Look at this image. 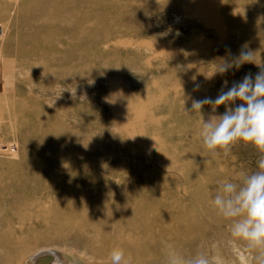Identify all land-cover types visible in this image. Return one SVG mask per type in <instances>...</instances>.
I'll use <instances>...</instances> for the list:
<instances>
[{
    "label": "rangeland",
    "instance_id": "374dc122",
    "mask_svg": "<svg viewBox=\"0 0 264 264\" xmlns=\"http://www.w3.org/2000/svg\"><path fill=\"white\" fill-rule=\"evenodd\" d=\"M242 46L254 63L218 73ZM257 65L264 0H0V264H111L115 247L166 264L169 246L249 264L211 200L259 153H208L185 108Z\"/></svg>",
    "mask_w": 264,
    "mask_h": 264
},
{
    "label": "clouds",
    "instance_id": "9594fccd",
    "mask_svg": "<svg viewBox=\"0 0 264 264\" xmlns=\"http://www.w3.org/2000/svg\"><path fill=\"white\" fill-rule=\"evenodd\" d=\"M252 54L242 46L231 61L220 57L216 64L217 72L224 74L233 67L238 69L245 63H254ZM257 66L260 70L255 76L247 73L227 90L225 81L215 98L192 99L191 107L185 108L186 112L201 116L199 136L208 153H222L227 157L239 143L251 145L259 153L256 171L242 173L237 182H220L211 200L213 209L230 222L231 237L243 242L251 253L249 264H264V66ZM198 88L197 84L193 90ZM236 101L241 103L236 104ZM205 105L211 106L207 119L202 113ZM221 105L226 110L217 114L216 110ZM57 252L53 249L47 253H34L28 264H39L40 256L45 254L52 258L50 264H66L64 255H57ZM110 258L111 264H131V257H126L121 247L113 248ZM165 258L166 264H212V260L203 252L184 256L173 246L167 248Z\"/></svg>",
    "mask_w": 264,
    "mask_h": 264
},
{
    "label": "bare ground",
    "instance_id": "6f19581e",
    "mask_svg": "<svg viewBox=\"0 0 264 264\" xmlns=\"http://www.w3.org/2000/svg\"><path fill=\"white\" fill-rule=\"evenodd\" d=\"M46 252V251H45ZM42 256V255H41ZM46 261V260H45ZM45 261H43L42 259L40 260L39 259V264H45L46 262Z\"/></svg>",
    "mask_w": 264,
    "mask_h": 264
}]
</instances>
